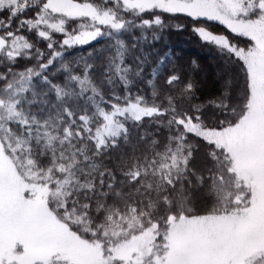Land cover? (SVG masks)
Instances as JSON below:
<instances>
[{
	"label": "snow or ice",
	"instance_id": "snow-or-ice-1",
	"mask_svg": "<svg viewBox=\"0 0 264 264\" xmlns=\"http://www.w3.org/2000/svg\"><path fill=\"white\" fill-rule=\"evenodd\" d=\"M0 264H264V0H0Z\"/></svg>",
	"mask_w": 264,
	"mask_h": 264
},
{
	"label": "trees",
	"instance_id": "trees-1",
	"mask_svg": "<svg viewBox=\"0 0 264 264\" xmlns=\"http://www.w3.org/2000/svg\"><path fill=\"white\" fill-rule=\"evenodd\" d=\"M168 44L173 50L190 54L195 56L196 54L204 55L200 52L199 48L196 47L195 43L189 40L187 33L172 32L168 35Z\"/></svg>",
	"mask_w": 264,
	"mask_h": 264
}]
</instances>
